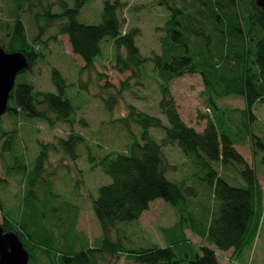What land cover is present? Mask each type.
I'll list each match as a JSON object with an SVG mask.
<instances>
[{
    "label": "trees",
    "instance_id": "obj_1",
    "mask_svg": "<svg viewBox=\"0 0 264 264\" xmlns=\"http://www.w3.org/2000/svg\"><path fill=\"white\" fill-rule=\"evenodd\" d=\"M87 1L75 0L71 6L67 0H14L16 17L13 32L9 34L7 44L1 41L0 44L8 51H22L28 56L31 65L22 71L25 72L32 69L42 54L29 42L21 13H30L38 24L39 33L35 41L46 27L61 21L59 34L69 36L72 51L85 61L82 69L89 70L95 67L96 58L102 53L103 39L111 37L117 47L116 67L120 71L129 70L131 75L137 76V70L148 61L153 63L161 78L163 96L160 107L169 125L133 104L129 106L126 117L120 120L129 129L131 123L138 124L142 132L138 137L130 130L131 143L126 152L111 151L99 159L105 173L112 177V182L101 186L99 195L93 198V207L103 228L97 243L99 247L77 250L71 243L76 219L69 229L57 234L54 227H48L39 220L31 224L23 218L16 223L5 215L2 222L5 230L18 233L31 254L30 261L36 260L41 251L46 256V264H103L106 252L126 253L138 264H222L211 246L203 244L200 252L194 253L189 249L185 251L180 241L189 240L184 231L190 227L218 249L226 251L233 248L235 253H239L253 244L258 236L263 189L254 167L249 165L235 144L240 142L239 138L246 142L250 137L252 146L263 152L261 162L264 166V141L251 128L258 119L255 104H264V9L257 0H161L170 11L161 39L162 49L160 53L145 56L136 43L140 29L124 30L125 18L120 15L125 6L123 0H104L102 22L98 24L79 20ZM122 49L126 56L121 53ZM195 73L202 75L208 103L216 112L215 117L205 116L207 124L202 131L185 122L170 90L171 81L176 77ZM52 79L58 92L37 90L32 81L17 80L7 111L10 114L22 112L29 117L44 119L49 124L64 122L71 127L67 138L41 142L42 149L29 175L31 190L28 192L31 193L43 180L52 150L61 149L76 159L77 147L85 140L84 135L75 129L76 110L66 95L67 81L57 67L52 68ZM233 94L243 96L246 101L243 109L235 108L240 112L235 129L217 114V98ZM106 104L112 106L110 100H106ZM81 121L87 125L84 119ZM152 127L165 130L163 143L177 142L193 163L201 165L205 173L200 178L206 187L213 190L216 200L210 220L207 215L201 219L184 215L192 194L191 186L186 184V179L174 181L167 177L170 164L163 144L151 135ZM91 159L95 160V157L91 156ZM217 163L241 165L243 185L230 183L216 167ZM4 180L0 179L1 182ZM157 198H163L180 211L181 217L175 227L183 228L180 235L172 238V244L126 250L121 240H110L112 227L119 222L139 219Z\"/></svg>",
    "mask_w": 264,
    "mask_h": 264
},
{
    "label": "rangeland",
    "instance_id": "obj_2",
    "mask_svg": "<svg viewBox=\"0 0 264 264\" xmlns=\"http://www.w3.org/2000/svg\"><path fill=\"white\" fill-rule=\"evenodd\" d=\"M67 1L71 6L75 4V0ZM123 1L125 6L120 15L125 18L124 30L132 27L140 29L136 43L143 55L160 53L164 26L170 16L168 6L161 3V0ZM103 8L104 0H88L81 10L79 20L87 24L101 23ZM56 9L60 10L58 7ZM15 17L14 0H0V41L4 44H7L9 34L13 32ZM21 17L27 26L29 42L38 53L45 55L38 58L32 69L20 73L17 80L32 81L37 90L58 92L52 79V68L57 67L67 81L66 95L76 110L75 129L84 135L85 140L77 147L76 159L70 158L61 149L52 150L43 180L37 183L34 193H31L28 192L31 190L29 175L42 149L41 142H56L59 137L67 138L71 127L64 122L49 124L44 119L29 117L22 112H7L0 117V179H6L0 181V222L4 221L5 215L16 223L23 221V218L31 224L39 220L48 227H54L57 234H60L69 229L76 219L75 229L71 231V243L76 245L77 250L99 247L97 243L102 237L103 228L95 213L93 198L99 195L101 186L112 182V177L105 173L99 159L111 151L126 152L131 143L130 130L140 137L141 126L131 123L129 129L120 121L128 114L131 104L160 117L165 125H169L167 116L160 107L163 96L161 78L151 61L137 70V76L131 75L129 70L120 71L116 67L117 47L111 37L103 39L102 53L96 58L95 67L83 70L85 61L72 51L69 36L58 32L61 21L46 27L35 41L39 33L38 24L28 12L21 13ZM121 53L126 56L124 49ZM170 86L185 122L199 131L204 130L207 124L205 116L215 117L216 112L208 103L202 75L195 73L176 77ZM106 100L111 101V107L107 106ZM217 103V114L222 115L228 125L237 128L240 112L235 111V108L246 107L243 96L233 94L219 97ZM254 110L258 119L251 124L252 132L264 141V104L256 103ZM81 119L87 122L86 126ZM150 132L163 144L170 164L167 177L174 181L186 179V184L191 186L192 194L184 215L197 219L207 215L210 220L216 200L213 190L206 187L200 178L205 173L201 170V165L193 163L177 142L163 143L165 130L152 127ZM239 141L235 145L249 165L254 167L263 189L261 226L255 242L239 253H235L233 248L224 251L187 227L184 235L189 240L183 239L180 243L185 251L189 249L194 253L200 252L201 245H209L216 250L222 264H264L263 152L252 146L250 137H247L246 142L241 138ZM216 167L230 183L243 185L241 165L224 166L217 163ZM180 217V211L176 207L163 198H157L139 219L119 222L112 227L109 238L121 240L126 250L149 248L154 244L165 247L172 244L175 235H180L183 227H175ZM177 250L181 252L180 249ZM29 264H46L45 254L38 252L36 260ZM103 264L138 263L126 253L106 252Z\"/></svg>",
    "mask_w": 264,
    "mask_h": 264
},
{
    "label": "water",
    "instance_id": "obj_3",
    "mask_svg": "<svg viewBox=\"0 0 264 264\" xmlns=\"http://www.w3.org/2000/svg\"><path fill=\"white\" fill-rule=\"evenodd\" d=\"M264 9V0H257ZM28 56L22 51H8L0 44V117L9 109L11 93L17 76L30 67ZM31 254L17 232L6 231L0 222V264H29Z\"/></svg>",
    "mask_w": 264,
    "mask_h": 264
}]
</instances>
